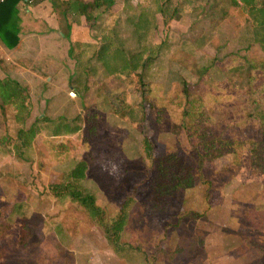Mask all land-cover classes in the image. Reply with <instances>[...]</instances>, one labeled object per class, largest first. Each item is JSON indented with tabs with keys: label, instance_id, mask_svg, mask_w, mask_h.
Listing matches in <instances>:
<instances>
[{
	"label": "rangeland",
	"instance_id": "1",
	"mask_svg": "<svg viewBox=\"0 0 264 264\" xmlns=\"http://www.w3.org/2000/svg\"><path fill=\"white\" fill-rule=\"evenodd\" d=\"M95 12L93 30L80 18L73 21L69 39L78 46L72 57L64 49L58 53L49 79L48 74L21 79L28 75L0 67V78L10 75L26 88L30 114L22 130L36 119L41 128L16 153L12 147L19 144L15 133L21 123L12 106L0 110V264H264V173L250 170L243 147L238 163L229 154L206 161L201 165L210 182L206 199L207 186L194 172L195 155L177 126L184 81L213 103L215 134L241 142L260 139L264 102L249 107L227 84L244 86L248 66L242 59L254 66L263 59L244 10L229 0H114ZM60 32L65 36L63 27ZM102 46L107 72L92 58ZM135 54L139 61L153 58L145 71L138 70L142 81L127 84V73L119 68ZM213 61L219 70L198 79ZM262 81L264 73L255 84ZM119 104L123 112H112ZM62 121L77 132L51 137ZM169 153L192 168L191 185L165 210L151 211L142 204L145 185H137L152 160ZM82 160L85 177L74 184L93 196L104 222L110 225L127 202L120 250L107 243L85 208L50 190L66 183L69 170Z\"/></svg>",
	"mask_w": 264,
	"mask_h": 264
},
{
	"label": "trees",
	"instance_id": "2",
	"mask_svg": "<svg viewBox=\"0 0 264 264\" xmlns=\"http://www.w3.org/2000/svg\"><path fill=\"white\" fill-rule=\"evenodd\" d=\"M19 1L21 0H0V43L7 49L12 48L17 42L16 34L18 31L12 19L16 14V4ZM113 3L114 0H73L70 5L67 4V8L64 7V12L72 8L74 12L83 17L84 23L88 29L93 30L96 27V18L93 16V13L101 7L110 8ZM229 3L231 6H241L244 10L247 21L251 26V41L257 44L263 53L262 61L256 66L242 59L241 63H246L248 66L247 77L243 87H239L233 82L232 84L227 82L230 88L231 86L235 88L234 96L243 99L248 103L247 105L251 107L257 103L264 102V81L260 84H255V82L259 81V78H262L264 73V0H229ZM64 12H62V16ZM74 46L78 45L75 43L69 44L67 50L68 57H72ZM158 49L159 47L157 50ZM105 53L106 48L102 46L93 52L92 58L100 62V64H102L101 66H103L107 72V63L104 59ZM134 56H136V54L129 55L130 60L127 59L124 61L119 68V71L127 73V84L141 82L142 76L140 74L142 73H138V70L141 69L145 71L153 58L147 56L145 59L139 61L135 59ZM74 61L76 66H78L80 62L79 59L75 58ZM240 65L241 64H238V66L232 68H238ZM215 66L216 63L213 61L201 69L198 79L206 76L209 70ZM215 68L219 70V68ZM256 70H259L260 73H255ZM112 72L116 71L112 70ZM83 80H85V78H83ZM74 81L78 84L81 79L77 77ZM75 92L77 96L82 94L79 89H75ZM178 94L180 96L181 109L179 113L180 120L177 126L186 138L189 151L195 155L194 172L200 182L207 186L205 187L204 193L206 199H208L210 182L203 176L201 169V165L206 161L229 154L231 156V162L238 163V155L243 147L247 152L250 170L258 174L264 173V124L262 122H258L257 124L258 131L261 133L258 141L247 140L246 142H241L235 139H225L221 134H215L216 132L214 130H216L219 125L217 122L218 118L214 116V110L212 109L213 103L209 104L204 102L205 95L199 92H191L189 85L184 81L181 82ZM121 97L126 98L125 93H122ZM27 102L28 96L25 94L24 89L15 81L10 79L0 80V110L3 112L5 107L12 106L14 109L13 118L19 120L21 123V128L17 129L15 133L16 141H18L19 144L14 143L12 147L16 153L19 152V149L27 148L35 134L41 130L40 127L35 125L36 121L25 131L22 130V124L29 114ZM124 107L128 110V105L124 104ZM87 110H89V107ZM121 110L122 106L119 104L112 112H123V110ZM77 130L78 127L66 124L62 121L54 125L49 135L51 137H57L60 135L73 134L77 132ZM144 143L145 147L149 148L147 139L144 140ZM149 156L150 158L152 157V155ZM160 158L159 162H156L157 159L152 160L150 171L137 185V187L145 185L142 204L148 205L151 211L165 210L166 204L170 202V199H174L175 194L176 196L178 195L180 189L188 188L191 185V176L193 175L192 168L176 160L173 154L169 153ZM86 169V161H78L74 164L72 169L69 170L67 182L63 185H52L50 186V190L54 197H68L69 200L85 208L90 216L96 219L95 222L102 229L107 243L111 247L120 250V245L118 243L119 233L122 231L126 219L124 212L127 202L124 201L121 204L116 219L112 220L110 225L104 222L102 210L95 205L93 196L82 194L74 184L84 179ZM137 187L134 188L133 194L137 191Z\"/></svg>",
	"mask_w": 264,
	"mask_h": 264
},
{
	"label": "crops",
	"instance_id": "3",
	"mask_svg": "<svg viewBox=\"0 0 264 264\" xmlns=\"http://www.w3.org/2000/svg\"><path fill=\"white\" fill-rule=\"evenodd\" d=\"M72 1L73 0L19 1L16 4V14L12 19L18 31L16 34L17 42L10 49L5 48L0 43V67H6L10 70V73L16 75L23 73H26V76L28 75L21 79L28 78L35 81L36 79L40 80L44 75H47L48 72L51 71V68L49 67L50 64L58 63H55L58 53L64 49V54L66 55L69 44L74 43L69 39V34L72 25L74 24L73 21L80 18L84 23L83 17L74 12L72 8L71 10L64 12V7H66L67 4L70 5ZM62 12H64L63 16ZM93 16L96 18V12L93 13ZM84 25L86 26L85 23ZM61 27L66 30L65 36L60 32ZM56 35H58V37ZM62 36H64V39ZM78 43L84 45L86 42L80 40ZM22 63L25 65L33 64L35 68L27 66L25 68L22 66ZM54 70L55 66L53 68V71ZM4 75L5 76L2 75L0 80L10 79L15 81L24 89L25 94L27 95L26 88L20 84V81L10 75ZM49 78L48 74L45 79ZM28 108L30 107L28 106ZM27 118L24 121H26ZM35 121L39 122L38 119L33 122ZM23 125L24 122L22 126Z\"/></svg>",
	"mask_w": 264,
	"mask_h": 264
},
{
	"label": "built area",
	"instance_id": "4",
	"mask_svg": "<svg viewBox=\"0 0 264 264\" xmlns=\"http://www.w3.org/2000/svg\"><path fill=\"white\" fill-rule=\"evenodd\" d=\"M70 95L72 96V95H73V93H69V96H70Z\"/></svg>",
	"mask_w": 264,
	"mask_h": 264
}]
</instances>
